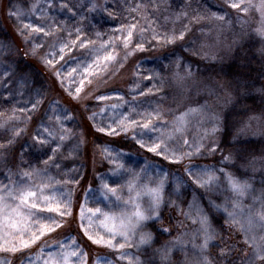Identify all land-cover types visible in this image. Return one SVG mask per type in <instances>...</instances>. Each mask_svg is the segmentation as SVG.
Listing matches in <instances>:
<instances>
[{
  "label": "rangeland",
  "instance_id": "374dc122",
  "mask_svg": "<svg viewBox=\"0 0 264 264\" xmlns=\"http://www.w3.org/2000/svg\"><path fill=\"white\" fill-rule=\"evenodd\" d=\"M217 1L218 9L217 6L204 7L201 3L175 4V0H28L30 6L22 1L0 0V18L11 40L0 41V145L5 147L14 139L25 138L34 147L24 153L23 164L16 174L6 171L4 147L0 148V185L20 181V173L24 171L35 169L40 173L25 178V183L38 192L41 186L47 185L43 193L49 199L37 201L43 210H32L30 223L34 231L39 232L45 226L55 227L53 221L58 224L57 218L67 217L61 213L69 199L72 212L73 197L77 194V199H81L77 223L82 232L108 240L110 233L105 227L103 213L118 214L125 207L123 201L128 199L129 181L155 187L163 180V194L176 189L179 177L172 175L169 178L164 164L138 158L109 141H99L95 145L88 139V127L95 132H101L98 129L102 128L110 137L131 131L128 141L134 147L147 151V147L159 143L158 151H163L164 155L150 153L163 162H170L173 153L184 157L182 160H199L201 164L192 166L193 171L208 168L202 166V162L217 155L219 159L215 167L209 169L216 170L220 187L211 192L198 187L199 190L207 196L230 195L226 192L224 179V173H230L251 185L244 200L245 206L247 203L254 211L261 207L264 183L259 179H264V153L246 155L237 149L225 153L218 147V141L225 123L231 130L234 143L264 139V37L257 32L264 27V0H243L240 8L230 7L231 3L240 0ZM108 4L118 10L125 9L124 26L91 36L87 27L93 24L89 21L104 12ZM217 16H222L223 20L216 19ZM26 23L43 27L44 31L25 29ZM129 31L132 32L130 40ZM181 32L184 33L183 40L176 39L171 44L164 42L165 38L179 36ZM21 33H31V41L27 42ZM154 35L156 39H153ZM126 42L127 48L124 46ZM139 44H143V51L137 47ZM61 47H64L63 52ZM136 55L145 60L144 67L149 76L141 81H149L146 90L140 82L128 87L130 73L138 60ZM108 56L113 59L106 60ZM25 58L34 60L43 71V93L26 89L24 78H19L16 83L14 61L26 62ZM232 60L240 66H256L259 86L253 88L250 83L239 82V79L226 81L213 72L212 66L219 67ZM77 88L81 89L79 93ZM125 92L127 96L122 94ZM247 93L262 95L259 112H249L243 105L241 100ZM37 100L40 103L33 110L32 105ZM190 109L200 111L188 117L182 135L174 134L172 126L176 117ZM155 111L162 114L161 119L150 117L149 114ZM32 117H39L37 127L30 125ZM149 119V127L144 128L143 124ZM214 124L218 130L205 136ZM60 136L64 139L61 140ZM37 137L47 138V142L41 144ZM141 140L145 147L140 146L138 141ZM184 140L188 143L185 144ZM213 145L216 150L210 152ZM197 146H200L199 152ZM30 152H36V158L29 156ZM188 153H192L191 158ZM225 157L229 159L225 160ZM87 161L91 163L93 177L88 182L89 188L81 190L78 187ZM104 184L115 188L121 200L117 201L110 194L105 199L102 194ZM182 188L180 192L184 194L185 207L193 201L205 207V199H192L190 192ZM254 198H257L255 204ZM144 204L147 206V197ZM48 207L54 211H48ZM198 229L199 225L194 232L196 236ZM252 234L260 242L264 229L257 228ZM50 238L51 243L40 247L34 248L32 243L15 253L0 251V264H51L52 260H59L63 252L73 249L78 255L70 257V264H85L84 255L74 238L61 234ZM137 240H132L131 246L126 245L123 249L113 248L119 251L122 264H149L143 252L145 246H138ZM112 242L118 245L123 241L117 236ZM183 242L184 250L177 248L172 253L180 254L184 264H197L199 255L190 238L183 239ZM98 261L101 258L93 264ZM103 261L112 264L104 258Z\"/></svg>",
  "mask_w": 264,
  "mask_h": 264
},
{
  "label": "trees",
  "instance_id": "16d2710c",
  "mask_svg": "<svg viewBox=\"0 0 264 264\" xmlns=\"http://www.w3.org/2000/svg\"><path fill=\"white\" fill-rule=\"evenodd\" d=\"M17 1H22V3L24 2L27 6H30L28 0ZM184 2L195 4L201 3L204 7L217 6V9L220 8V5L217 4V0H175V4H183ZM124 11L125 9L118 10L113 5L108 4V6L104 9V12L96 14V17L91 18L92 20L89 21V23L93 24L88 25L87 27L89 34L92 36V34L96 32L107 33V31L115 27H119L121 25L124 26L127 17ZM109 12L110 15L108 14ZM30 34L31 33L22 34L26 38L25 40H27V42H30L33 37V35ZM0 41H11L9 32L4 30L1 18ZM136 57L138 60L130 73L128 87L130 88L135 86L140 82L139 84H142L143 90H146L149 87V81H141V79L146 80V77L149 76L147 69L144 67L145 60L141 55H136ZM25 59L26 62H21L19 59L14 61L15 72H17L15 75L16 83H18L19 78H24V81L26 82V89L31 92L36 91L37 93H43L45 90V84L42 77L43 71H41L34 60L31 58ZM212 68L213 72L217 76H220L223 80L230 81L233 79H239V82L243 81L245 83H250L253 88L259 86L260 79L255 76L258 75L257 73L259 69L256 66L254 67L250 64L240 66L236 61L232 60L225 65L219 67L212 66ZM125 93L122 94L127 96V93ZM261 99L262 95L260 94L247 93L241 101L244 103L243 105L248 108L249 112L257 113L262 108ZM7 102L8 98H6V103ZM97 104L98 103H93V105ZM38 120L39 117H32L29 121L30 125L37 127ZM86 122L88 123L89 120ZM87 132L89 133L88 139L95 145L99 141H109L119 149L124 150L125 152H131L138 158H144V160L151 163L160 162L164 164L167 168L169 178L170 176L172 177V175H177L179 179L184 182V186L182 188L183 191L190 192L192 199L196 198V200H198V197L199 199H205L204 208L206 211L209 200H212L217 204H222L225 201L227 194H223L221 196H219V194H211L210 196L204 195L190 180L186 170L196 164H201L199 160L186 159L182 160L180 163L163 162V160L158 159L150 152L132 146L128 141L132 135L131 131L122 133L124 135H116L112 137L106 135V132L104 131L95 132L94 130H90L89 127L87 128ZM32 146V142L25 138L14 139L9 145L5 146L3 148V166H5L6 171L13 174L18 173L21 165L23 164L24 153L31 151L32 148H34ZM218 147L225 153L232 151L233 149H237L242 154L259 155L264 153V139H249L234 143L232 141L231 130L225 123L223 133L218 141ZM30 154L31 155L29 156H32V158H36V152H30ZM218 159L217 155H213L211 158H205L202 162V166L214 168ZM89 161L84 163L83 179L78 187L81 190L89 188L90 185L88 182L91 177H93V174H91V163ZM259 182L263 184L264 179H259ZM183 195L184 194H182V192L177 193L176 190L166 191L164 193V205L161 208V219L158 222H150L149 226L145 229V231L151 232L153 236L151 244L145 246L143 249V252L148 258L149 264H184L182 256L178 253H171L167 261H162L160 255L162 248L165 246H171L177 239H181L183 241V239L188 237L193 245V237L196 236L194 232L196 231V228H198V224H193L191 219L186 218L185 213H187L188 207H185L187 204L183 205ZM73 199L74 203L71 215L63 218H57L56 221L61 226H59L54 233L51 232L40 237L39 240L33 243L34 248L40 247L44 243H51L50 237H55L56 235L61 234L64 237L71 236L75 239L84 255L85 264H93V262L98 258H104L112 264H122L120 261L119 251L101 244L93 243L82 232L79 223H77L78 209L81 199H77V194L73 197ZM169 202L172 203L170 204ZM246 202L249 203V201ZM247 205L248 204L246 203V206ZM225 216L226 215L223 212H217L215 210L209 214L211 228L216 233V238L209 244L206 255L210 260V264H246L247 261L253 258L254 250L252 247H249L244 243V236H242V233L236 226H233L228 220H226ZM164 229H167V231H164ZM201 242L202 241L199 238L195 240L196 244H200ZM222 250L224 255H221ZM253 264H264V261L253 259Z\"/></svg>",
  "mask_w": 264,
  "mask_h": 264
},
{
  "label": "snow or ice",
  "instance_id": "6c2138e0",
  "mask_svg": "<svg viewBox=\"0 0 264 264\" xmlns=\"http://www.w3.org/2000/svg\"><path fill=\"white\" fill-rule=\"evenodd\" d=\"M243 0H240L239 3L233 2L230 4L232 8H240ZM52 5L49 3L48 5ZM247 11V9H242ZM10 15H19V13H10ZM216 19L223 20L222 16H217ZM25 29H31L33 32H42L44 31L43 27H33L31 23H26L23 26ZM135 27L134 25L132 26ZM258 34L261 37H264V27L257 29ZM23 34V33H22ZM45 35H49L48 32H45ZM132 37V32H128V39ZM153 39H156V36H153ZM176 39L183 40L184 33L181 32L179 36H170L165 38L166 44L174 43ZM83 46V45H82ZM128 47L127 42L124 45ZM139 50L143 51V44L137 45ZM61 52L64 51V47H61ZM131 53H129L130 55ZM63 59V56H61ZM106 60H111L113 57H105ZM191 75V73H188ZM59 75V73H57ZM80 88H77V93L80 92ZM40 103L37 100L33 105V110ZM199 109H190L189 112L183 113L181 116L176 117L175 123L173 124V133L174 134H183L188 124V117L192 113L199 112ZM150 117L155 119H161L162 114L159 111L149 114ZM215 120V117H211ZM151 123V119L147 123L143 124L144 128H148ZM218 128L213 125L211 132H205V136L213 135ZM45 131H48L45 129ZM98 131H104L100 128ZM113 132L115 129L112 130ZM18 135V133H17ZM49 135L52 133L49 131ZM171 138V137H169ZM38 142L44 144L47 142V138L40 139L37 137ZM60 139L63 140L64 136H60ZM141 147H145L143 141H138ZM184 143L187 144L188 141L184 140ZM4 147L0 145V148ZM160 149V144L155 143L151 147H147V151L155 153L156 155H164L163 151H158ZM200 146H197L196 151L199 152ZM216 148L213 145L210 147V152H215ZM55 152V150H54ZM188 158H191L192 153L187 154ZM166 159H169L168 156H165ZM184 157H177L173 153L170 158L171 163H180ZM228 157H225V160H228ZM47 164L48 162L45 161ZM121 167H123L121 165ZM189 177L192 179V182L199 188L205 189L206 191H214L220 187V178L216 175L215 169L209 168H198L196 171H193L191 168L186 170ZM224 172L223 169L219 170ZM33 174L40 175L37 170L33 169L31 171H24L20 173L21 180L18 182H12L10 185H0V251H8L15 253L24 248H28L32 243H35L40 239L42 235L47 231L55 230V227L61 225L56 224L53 221L55 227L45 226L39 232L34 231L31 227L32 219V210L41 208V205L38 204L39 199L48 200L49 197L44 196L43 189L47 185L40 187L39 192L35 190L30 184L25 183V178L30 179ZM50 179V178H49ZM225 183L227 185L226 192L230 195L226 196L225 201L222 204H217L212 200H209L207 211L199 203L193 201L189 204L188 212L185 213L186 218L191 219L193 224H198V234L193 237V249L199 255V260L197 264H210V260L207 257L206 253L209 247V244L216 238V233L212 230L211 224L209 221V214L215 210L217 212H223L226 215L227 220L233 225L238 226L240 232L244 234V243L249 247L254 249L253 258L246 262V264H253V259H258L264 261V235L259 237L257 242V237L252 234L257 228L264 229V201L261 202V207L254 211L252 206H245L244 200L249 195L251 185L248 181L238 179L232 176L230 173H224ZM184 186V182L180 179L176 181V192L179 193L180 189ZM104 189L103 196L105 199H108L109 194L114 196L117 201L121 200V196L118 195L115 188H109L107 184L102 186ZM164 181L161 180L155 187H150L147 184H139L136 181H129L127 184L128 190V199L123 201L125 207L120 210L118 214H108L103 213L105 216V227L110 233V238L104 240L103 237L93 238L92 235H89L85 232V235L88 236L89 240H92L95 244H105L110 248H116L117 246L120 249H123L126 245L131 246V241L137 239L138 246H148L153 240L151 232L145 231L149 226L150 222H158L161 219V208L164 205ZM147 197V206L144 204V198ZM257 198L253 199V204L256 203ZM170 204L172 202H169ZM41 210H43L41 208ZM48 211H54L53 208L48 207ZM91 211V210H90ZM96 212H100V209H96ZM61 215H71V200L69 199L65 205L64 212ZM84 213L83 208L81 209V219H83ZM167 231V229H164ZM252 234V235H250ZM119 236L123 242L113 244L112 240ZM199 238L202 242L196 244L195 240ZM184 250V242L181 239H177L172 243L171 246H165L161 251V260L167 261L173 251V249ZM78 253L76 250H70L63 252L59 260H52L51 264H70V257L77 256ZM221 255H224L222 250ZM98 264H107L106 261H98Z\"/></svg>",
  "mask_w": 264,
  "mask_h": 264
}]
</instances>
